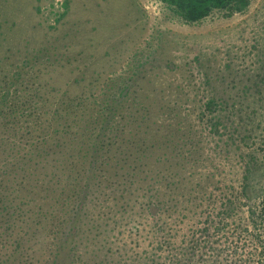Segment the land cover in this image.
Instances as JSON below:
<instances>
[{"label":"rangeland","instance_id":"1","mask_svg":"<svg viewBox=\"0 0 264 264\" xmlns=\"http://www.w3.org/2000/svg\"><path fill=\"white\" fill-rule=\"evenodd\" d=\"M66 4L53 23L42 0H0V264L264 259V0L197 22L163 0ZM21 68L67 101L26 177ZM25 136L21 153L44 142Z\"/></svg>","mask_w":264,"mask_h":264},{"label":"trees","instance_id":"2","mask_svg":"<svg viewBox=\"0 0 264 264\" xmlns=\"http://www.w3.org/2000/svg\"><path fill=\"white\" fill-rule=\"evenodd\" d=\"M186 22H197L207 16L213 11L220 10L225 12L224 15L229 17L236 12L244 11L251 0H163ZM26 75L23 68L17 71V176H30L44 168L46 163L42 158L48 157V150L55 144L56 140H63L64 136H55L48 131L53 127V123L57 124L62 121L58 118L62 113L61 108L67 107V101L61 97L50 95L47 99L39 100L34 97V91L44 90L47 92L48 86L46 84H39L37 86L31 85L24 76ZM53 106V114L43 112V105ZM214 104V101H209L207 106ZM43 113V115H42ZM38 133L43 138L42 144H29L28 149L21 153L22 136L28 138H35L34 134ZM77 136V134H75ZM66 138V137H65ZM69 143H74L75 137L67 139ZM23 145H26L23 144ZM48 161V159H47ZM45 163V164H44ZM42 164V166H40ZM262 209L264 212V195L262 198ZM256 211L251 210L252 214ZM258 224V223H256ZM264 226V223H259ZM249 230V229H248ZM234 234V233H233ZM231 240V239H230ZM255 264V263H249ZM256 264H264V259L261 258Z\"/></svg>","mask_w":264,"mask_h":264},{"label":"built area","instance_id":"3","mask_svg":"<svg viewBox=\"0 0 264 264\" xmlns=\"http://www.w3.org/2000/svg\"><path fill=\"white\" fill-rule=\"evenodd\" d=\"M41 12L45 19L52 18L53 23L67 10L66 0H42Z\"/></svg>","mask_w":264,"mask_h":264}]
</instances>
